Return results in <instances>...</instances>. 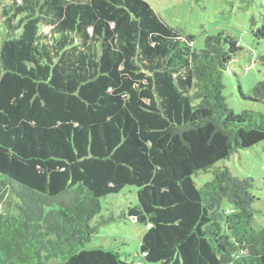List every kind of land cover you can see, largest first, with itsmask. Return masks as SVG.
<instances>
[{"label": "trees", "instance_id": "16d2710c", "mask_svg": "<svg viewBox=\"0 0 264 264\" xmlns=\"http://www.w3.org/2000/svg\"><path fill=\"white\" fill-rule=\"evenodd\" d=\"M193 42L143 0H0V264H135L87 247L125 187L146 263L264 264L252 180L224 164L264 143V112L226 104L234 38Z\"/></svg>", "mask_w": 264, "mask_h": 264}, {"label": "rangeland", "instance_id": "374dc122", "mask_svg": "<svg viewBox=\"0 0 264 264\" xmlns=\"http://www.w3.org/2000/svg\"><path fill=\"white\" fill-rule=\"evenodd\" d=\"M143 1L169 27L193 36L196 49L203 47L207 35L223 33L234 38L241 50L231 59L222 76V93L226 104L236 114L243 110L264 112V105L243 99V96L252 95L257 82L264 80V69L258 61L259 56L264 55V41L253 37V31L264 20V0ZM48 32V27L42 28L43 34ZM224 164L234 177L252 180L251 193L256 199L254 207L264 214V143L235 153ZM193 178L197 186L201 187L212 180V175L199 173ZM136 203V189L133 187H125L117 195L100 200L101 213L98 217L112 216L115 220L101 226L87 247L112 249L120 252L128 262L151 264L146 263L140 254L141 240L147 228L122 215L128 206ZM255 220L256 228L261 229L264 217L257 213ZM63 263L64 260L51 262Z\"/></svg>", "mask_w": 264, "mask_h": 264}]
</instances>
